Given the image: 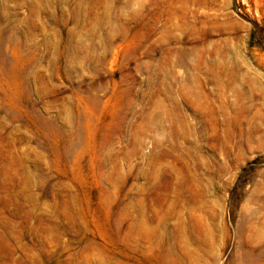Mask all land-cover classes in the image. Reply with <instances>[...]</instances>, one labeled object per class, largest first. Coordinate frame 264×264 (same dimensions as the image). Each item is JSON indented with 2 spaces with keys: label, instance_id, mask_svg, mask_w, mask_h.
<instances>
[{
  "label": "rangeland",
  "instance_id": "obj_1",
  "mask_svg": "<svg viewBox=\"0 0 264 264\" xmlns=\"http://www.w3.org/2000/svg\"><path fill=\"white\" fill-rule=\"evenodd\" d=\"M0 264H264V0H0Z\"/></svg>",
  "mask_w": 264,
  "mask_h": 264
}]
</instances>
